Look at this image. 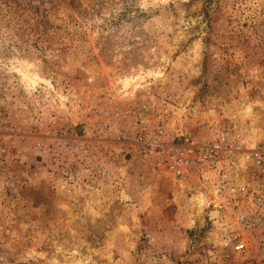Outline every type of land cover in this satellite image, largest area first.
I'll use <instances>...</instances> for the list:
<instances>
[{"label":"rangeland","instance_id":"374dc122","mask_svg":"<svg viewBox=\"0 0 264 264\" xmlns=\"http://www.w3.org/2000/svg\"><path fill=\"white\" fill-rule=\"evenodd\" d=\"M0 264H264V0H0Z\"/></svg>","mask_w":264,"mask_h":264},{"label":"built area","instance_id":"2783aa9c","mask_svg":"<svg viewBox=\"0 0 264 264\" xmlns=\"http://www.w3.org/2000/svg\"><path fill=\"white\" fill-rule=\"evenodd\" d=\"M215 149H217V148H215ZM225 152H227V151H225ZM201 158L206 159L210 165H215L217 163V160H218V154L216 153L214 148H212V149L208 150V152L204 153L201 156ZM245 159L249 160L250 162H252L256 166H259L262 163L261 154L259 153V151H250L249 153H246ZM188 161L189 160L186 159L183 155L178 154L176 156L174 163H175V172L178 175L184 176ZM223 174H225V173H223ZM247 190L248 189H247L246 185H244V184H240L237 187V191L239 192V194L243 195L244 197L248 196ZM235 215H236V220H237L238 225H240L242 227H245L246 225H251L248 227H255L253 225V216H256L254 214V212L252 214L249 212H243V211L239 210L238 212L235 213ZM222 245L223 246L230 245V246H232V248H234L235 250H238V251L244 250V243L235 237L224 239Z\"/></svg>","mask_w":264,"mask_h":264}]
</instances>
